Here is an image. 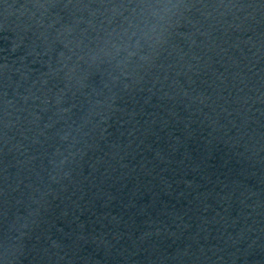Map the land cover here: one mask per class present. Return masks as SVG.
<instances>
[{
    "label": "water",
    "instance_id": "obj_1",
    "mask_svg": "<svg viewBox=\"0 0 264 264\" xmlns=\"http://www.w3.org/2000/svg\"><path fill=\"white\" fill-rule=\"evenodd\" d=\"M0 264H264V0H0Z\"/></svg>",
    "mask_w": 264,
    "mask_h": 264
}]
</instances>
